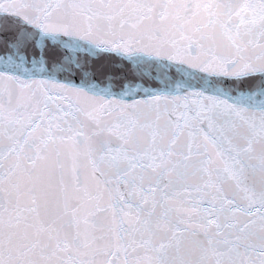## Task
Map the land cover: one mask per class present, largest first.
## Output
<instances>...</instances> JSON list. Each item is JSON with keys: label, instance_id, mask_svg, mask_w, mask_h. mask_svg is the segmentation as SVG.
Here are the masks:
<instances>
[{"label": "snow or ice", "instance_id": "1", "mask_svg": "<svg viewBox=\"0 0 264 264\" xmlns=\"http://www.w3.org/2000/svg\"><path fill=\"white\" fill-rule=\"evenodd\" d=\"M0 264H264V0H0Z\"/></svg>", "mask_w": 264, "mask_h": 264}]
</instances>
